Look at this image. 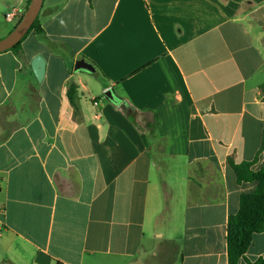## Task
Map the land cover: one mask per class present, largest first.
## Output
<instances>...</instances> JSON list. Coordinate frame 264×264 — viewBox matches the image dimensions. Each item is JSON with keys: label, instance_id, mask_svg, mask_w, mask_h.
Returning <instances> with one entry per match:
<instances>
[{"label": "crops", "instance_id": "crops-1", "mask_svg": "<svg viewBox=\"0 0 264 264\" xmlns=\"http://www.w3.org/2000/svg\"><path fill=\"white\" fill-rule=\"evenodd\" d=\"M28 3L0 0V40ZM39 19L0 52V264H228L257 188L228 160L264 167V0H44ZM261 257L264 232L238 264Z\"/></svg>", "mask_w": 264, "mask_h": 264}, {"label": "trees", "instance_id": "trees-1", "mask_svg": "<svg viewBox=\"0 0 264 264\" xmlns=\"http://www.w3.org/2000/svg\"><path fill=\"white\" fill-rule=\"evenodd\" d=\"M32 31L36 34L45 33L40 23L39 15L24 38L10 50L19 53L22 48V41ZM262 89H264V86H262ZM68 97L74 108V114L77 115L80 112L77 85H69ZM263 148L264 143L260 150ZM228 162L239 184L244 182L257 183V188L253 193L241 195L239 210L229 219L227 234L228 264H238L241 258H245L253 235L264 232V167L258 171H253L252 165L254 161L236 164L229 159ZM253 264H264V257L259 258Z\"/></svg>", "mask_w": 264, "mask_h": 264}, {"label": "water", "instance_id": "water-1", "mask_svg": "<svg viewBox=\"0 0 264 264\" xmlns=\"http://www.w3.org/2000/svg\"><path fill=\"white\" fill-rule=\"evenodd\" d=\"M43 3L44 0L30 1V4L19 24L5 38L0 40V52L12 49L24 38V36L28 33L36 18L40 14ZM32 67L37 80L41 81L45 71L44 58L42 56H37L32 62ZM75 69H86L89 71H94V67L92 66V64L84 60H78L75 64ZM106 95L110 98H113V94L111 91H108Z\"/></svg>", "mask_w": 264, "mask_h": 264}, {"label": "rangeland", "instance_id": "rangeland-1", "mask_svg": "<svg viewBox=\"0 0 264 264\" xmlns=\"http://www.w3.org/2000/svg\"><path fill=\"white\" fill-rule=\"evenodd\" d=\"M17 22V21H16ZM18 23V22H17ZM14 25V24H13Z\"/></svg>", "mask_w": 264, "mask_h": 264}]
</instances>
